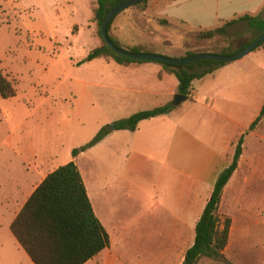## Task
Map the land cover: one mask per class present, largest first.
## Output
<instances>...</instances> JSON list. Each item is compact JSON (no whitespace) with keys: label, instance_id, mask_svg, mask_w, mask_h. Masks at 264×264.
Returning a JSON list of instances; mask_svg holds the SVG:
<instances>
[{"label":"rangeland","instance_id":"1","mask_svg":"<svg viewBox=\"0 0 264 264\" xmlns=\"http://www.w3.org/2000/svg\"><path fill=\"white\" fill-rule=\"evenodd\" d=\"M93 1L96 0H0V72L16 88L14 97L0 96V189L9 179L7 182L12 181L16 190L20 185L16 177L22 169L36 165L46 173L57 163L55 157L52 165L46 162L48 152H36V158L24 161L31 151L55 149L59 162L70 155L71 148L88 143L102 127L108 132L116 130L112 129L113 122L101 126L105 122L102 88L92 86V82L102 83L100 66L106 61H85L98 46L92 24ZM145 5L123 10L113 19L112 24H120L121 28L120 37L112 38L122 48L139 53L164 52L159 54L173 57L187 51L230 54L254 36L245 22H239L222 36L201 39L199 32L223 23L197 27L178 21L159 22L157 13L147 18L131 15ZM199 12V8H193L188 16ZM232 63L242 68L239 79L226 89L224 98L218 96L212 105L237 111L240 122L248 121L259 114L264 103V45ZM214 77V73L206 74L194 82V88L205 97H217L215 93L220 88H216ZM210 138L206 135L205 141L214 142ZM96 144L85 150L79 163L89 176H107L113 183V196L118 195L110 197L109 201L116 203L111 210L106 209L104 216L119 232L116 236L113 233L111 248L118 250L117 244L122 239L129 243L130 238L134 248L140 247L144 253L154 251L157 237L164 233L162 229L184 216L176 205L186 200L182 169L163 167L159 160L131 169L117 151L108 150V144L105 149ZM117 144L115 140L113 146ZM242 155L239 177L228 185L218 211L222 219H231L228 244L222 257H203L197 264H264V116L245 132ZM37 183L29 186L21 200ZM209 190L205 189V197L210 195ZM21 200L14 201L12 212H16ZM14 242L5 227L0 228V264H33L15 249Z\"/></svg>","mask_w":264,"mask_h":264},{"label":"crops","instance_id":"2","mask_svg":"<svg viewBox=\"0 0 264 264\" xmlns=\"http://www.w3.org/2000/svg\"><path fill=\"white\" fill-rule=\"evenodd\" d=\"M96 2L97 0L93 1L91 5L92 24L95 26L97 45L100 46L101 39L97 34V25L93 21V7ZM193 8H199L200 12L189 17L188 13ZM154 13L159 15V22L160 20L167 21V23L178 21L197 27H210L218 21L223 23L246 13L251 15L259 13V16L264 18V0H148L145 7L137 9L131 15L147 18L148 14ZM120 28V24H112L109 31L110 36L119 38ZM185 54L186 52H181L178 56ZM96 59L106 61L105 65L100 66L102 83L92 82V86L102 88L105 122L101 126L127 118L138 111L166 105L169 103V97L178 93L176 76L165 70L162 65L151 62L119 64L112 59L102 57L91 61ZM241 69L240 65L227 62L210 73H214V78L217 80L216 88H220L215 93L217 97H205L200 90L194 88V82L201 81L205 76L195 79L188 99L175 106L170 112L141 120L133 131L111 130L96 144V146L101 144L103 149L108 144V150L117 151L119 158L122 156L124 163L131 169L140 168L143 164L157 160L163 167L182 169L181 182L183 187L187 188L186 200L176 205H179L184 216L180 221L177 220L180 223L171 224L162 229L164 233L157 237L154 251L144 253L140 247L134 248L135 245L133 246L129 237L127 239L129 243H124L122 239L117 244L118 250L111 248L113 233L116 236L119 232L116 233L115 228L108 224L104 216L108 213L106 209L111 210L110 208L116 203L109 201L113 196L111 192L113 183L104 175L89 176L79 163L86 151L73 157L74 148H71L70 155L68 154L64 160L59 162L57 160L58 151L55 149L31 151L24 161L30 157L36 158V155H33L36 152L39 154L48 152L50 155H47L46 162L49 160V165H52L54 163L52 158L55 157L57 163L51 166V170L46 173L40 172L36 165L30 166L29 169H22L18 178L16 177V181L20 184L16 190L12 181L10 183L7 182L9 179L5 181V187L0 189V228L5 227L9 236L14 237L10 225L35 188L48 173L73 160L83 178L94 213L110 237L109 247L103 249L85 264H182L186 250L194 242L196 223L211 196L218 175L230 165L239 138L242 135L245 136V132L249 130L250 125L259 115L248 121L240 122L237 118V111L228 112L212 105L218 96L224 98L226 89L239 79ZM83 83L88 85V82ZM87 94L90 96L88 92ZM206 135L209 138L211 136L214 142L205 141ZM115 140L118 141L116 147L113 146ZM242 156L241 154L237 169L223 189L222 197L228 185L239 177ZM37 158L40 159V155H37ZM35 182H38L36 186L28 196L21 200L29 186ZM206 188H210L208 197L203 195ZM115 198H118V195L113 196L112 199ZM15 200H21V203L14 213L12 209ZM114 212L117 213V210ZM121 223L125 229L128 228L125 220ZM121 235L123 234L120 232ZM138 237L140 238L139 235ZM14 239L15 249L25 254L27 260H31L15 237Z\"/></svg>","mask_w":264,"mask_h":264},{"label":"trees","instance_id":"3","mask_svg":"<svg viewBox=\"0 0 264 264\" xmlns=\"http://www.w3.org/2000/svg\"><path fill=\"white\" fill-rule=\"evenodd\" d=\"M125 1L97 0L93 7V21L97 25L101 45L91 50L85 61L102 57L112 59L119 64L151 62L116 53L107 46L101 36V24L108 11ZM147 2L148 0H142L134 6ZM115 16L108 23V34ZM239 22H245L254 31L251 41L264 31V18L246 13L226 20L220 27L201 31L198 37L212 39L222 36L228 27ZM109 37L116 46L122 48L110 34ZM263 45L264 41L258 47ZM242 48L239 47L236 52ZM195 54L198 53L187 51L184 56L190 57ZM160 64L176 76L177 92L189 96L195 79L212 73L226 63L200 60L180 65L164 62ZM15 95L16 88L13 81L0 72V96L11 98ZM174 108L172 104H166L138 111L127 118L114 121L113 126L116 130L133 131L141 120L163 115ZM263 116L264 104L249 129H252ZM108 133V129L102 127L88 143L74 148L72 156L75 157L88 147L95 145ZM243 142L244 136L242 135L236 144L230 165L218 175L211 196L196 223L194 242L186 250L182 264H197L203 257L217 259L223 256V251L228 244L231 219L229 217L222 219L218 212L219 205L223 189L238 167ZM10 230L34 264H85L110 245L109 234L94 213L83 178L73 160L58 166L46 175L12 221Z\"/></svg>","mask_w":264,"mask_h":264},{"label":"water","instance_id":"4","mask_svg":"<svg viewBox=\"0 0 264 264\" xmlns=\"http://www.w3.org/2000/svg\"><path fill=\"white\" fill-rule=\"evenodd\" d=\"M141 1L142 0H126L125 2L111 8L106 14L104 20L102 21L101 36L103 40L105 41V43L107 44V46L110 47L113 51H115L118 54L130 57L133 59L150 60V61L175 64V65L186 64V63L196 62L200 60H214V61H220V62L227 63V62H234V61L241 59L242 57L246 56L251 51L256 49L264 41V31H263L255 39H253L250 43L241 44L240 47H243V48L233 54H218V53L207 52V53H198L190 57H185V56L173 57V56H166V55L154 54V53H139V52L129 51L124 48H120L116 46L109 37L108 30H107L108 23L116 14L130 7H133L134 5L138 4ZM186 99H188V95L176 93L174 95V99L171 104L173 106H178ZM112 129H114V126H112Z\"/></svg>","mask_w":264,"mask_h":264}]
</instances>
